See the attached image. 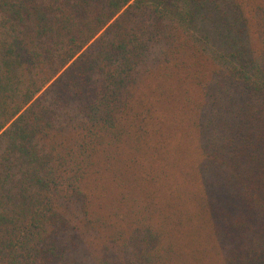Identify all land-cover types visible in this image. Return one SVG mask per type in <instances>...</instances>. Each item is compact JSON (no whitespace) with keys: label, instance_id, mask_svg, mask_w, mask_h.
Instances as JSON below:
<instances>
[{"label":"trees","instance_id":"16d2710c","mask_svg":"<svg viewBox=\"0 0 264 264\" xmlns=\"http://www.w3.org/2000/svg\"><path fill=\"white\" fill-rule=\"evenodd\" d=\"M0 264H264V0H0Z\"/></svg>","mask_w":264,"mask_h":264}]
</instances>
